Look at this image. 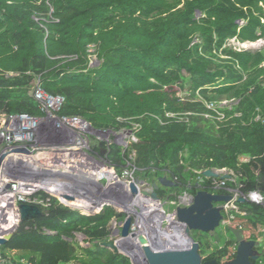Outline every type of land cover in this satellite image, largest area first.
<instances>
[{
  "label": "trees",
  "instance_id": "16d2710c",
  "mask_svg": "<svg viewBox=\"0 0 264 264\" xmlns=\"http://www.w3.org/2000/svg\"><path fill=\"white\" fill-rule=\"evenodd\" d=\"M234 40L264 41V0H0V115L43 118L39 88L63 100L59 117L132 131L136 142L103 143V156L119 175L132 162L141 174L176 180L172 202L196 194L189 186L206 170L227 171L230 188L264 196V48ZM50 199L0 247L8 264H131L99 246L118 217L112 207L86 216ZM0 204L12 211L8 199ZM237 207L226 220L264 253V204ZM227 234L231 242L213 253L203 242L205 261L233 259Z\"/></svg>",
  "mask_w": 264,
  "mask_h": 264
},
{
  "label": "water",
  "instance_id": "95a60500",
  "mask_svg": "<svg viewBox=\"0 0 264 264\" xmlns=\"http://www.w3.org/2000/svg\"><path fill=\"white\" fill-rule=\"evenodd\" d=\"M17 118H20V116ZM2 120L3 116L0 115V122ZM57 122L58 120L48 122L41 119L39 125L33 130L35 143L46 148L62 146L64 144L62 135L69 134L71 136L69 144H73L75 133L66 127L58 129ZM90 132L98 137H105L109 134L117 136L116 133L95 130L91 126ZM124 132L128 135L133 133L129 130ZM121 142L123 143L119 145L125 147V142ZM32 156V152L28 149H13L10 153H0V200L6 198L11 183L14 182L27 183L38 188H43L45 185L56 186L64 193L62 197H59L63 202L86 201L91 204L92 210L88 214L81 213L86 216L97 215L105 207L131 212L135 203L141 200L136 186L125 184V181L121 180L115 171V179L110 182L109 180L99 179L96 174L74 169L63 171L57 167L43 168L28 161L31 158L27 157ZM58 163L60 162L58 161ZM99 165V169L103 168L101 164ZM200 174L205 179L219 178L223 181L230 178V175L221 174L216 170H206ZM160 183L165 187L173 186L167 178L160 179ZM142 194L148 195L147 193ZM152 197L157 199L156 194H153ZM185 197L186 195L182 196L181 200ZM231 200V196L201 191L191 197L189 205L178 206L168 216L165 236L167 237L169 249L165 247L164 252H155L143 235L138 236L130 232L131 218H128L123 225L121 241L109 239L100 243L99 246L116 255L128 258L131 264H255L264 257L263 245L259 241L245 238L242 229L226 224L223 214L227 211L226 204ZM245 202L246 200L243 198L238 201L241 204ZM62 204H65V202ZM7 206L15 213L17 223L8 230L2 229L0 224V247L11 241L21 223L37 219L43 215L37 205L16 204L13 199H9ZM6 208L0 204V223L4 222ZM72 208L76 209L75 207ZM4 210L5 212H3ZM224 225L226 231L233 236L235 241V258L224 262H218L217 260L205 261L200 253L202 243L197 242L192 237L191 232L199 231L204 234H215L216 241H219L220 236L216 232ZM83 238L85 240V237ZM119 242L126 250L120 249ZM85 247H90V244H86Z\"/></svg>",
  "mask_w": 264,
  "mask_h": 264
},
{
  "label": "flooded vegetation",
  "instance_id": "af4514ba",
  "mask_svg": "<svg viewBox=\"0 0 264 264\" xmlns=\"http://www.w3.org/2000/svg\"><path fill=\"white\" fill-rule=\"evenodd\" d=\"M0 127H1V122H0ZM117 142H115L114 144L121 146L119 144H122V143L118 142L119 144H117ZM3 146H4V142L0 140V150L2 149ZM124 148L126 149L127 146L125 147L123 146V149ZM100 149H102V147ZM88 151L90 152L91 150L89 149ZM101 156L102 158L98 156L101 159V161L100 162L97 161V163L101 164L103 168L106 167L116 172L115 168L112 167L108 163L106 158L103 155ZM141 173H142V170H139L132 162L127 163L126 168L123 171L122 175H119L117 173L119 176H122L120 179L125 181V184L127 185L134 184L136 186L140 194L139 198L141 200L135 203V205L133 206V210L131 212H126L123 210L120 211V210H116L113 208L118 214V217L114 218L109 225V239H115L117 241H121L122 240L121 232H122L123 225L128 218H131L132 222H131L130 232L138 236L143 235L147 239V241L149 242V245L155 252H164L165 247L169 249L167 237L165 236V232H166L165 230H166L167 223H168V216L172 214L178 206L183 207V206L189 205L191 197L203 191V192H208L210 194H220L224 196H231L233 200L235 192L243 193L241 192L239 188L234 189L228 186V182L233 181L231 176L229 179L222 181L219 178L205 179L201 174H199L197 179H195V181L193 182V185L190 184L189 186L190 191L197 190L196 194L183 193L177 196V202H172L170 201V198L176 196V192H174V190L178 189V187L180 186V184L177 183L176 180L169 179L167 176H165V174L163 176L152 178L147 173H144V174H141ZM165 178L171 181L173 186L165 187V185L160 183V179H165ZM221 192H225V193H221ZM142 193H147L148 195L145 196ZM153 194L157 195V199H153L152 197ZM184 195H186V197L181 200V197ZM38 207L41 209L42 205ZM68 208L72 210H76V209H73L72 207H68ZM229 212H232V211L227 210L223 214L225 221H227L226 217ZM219 230L220 232L222 230L225 232V235L223 234L224 237H227L225 238V242H231L230 238L228 237L227 231H226V226L224 225ZM217 232L216 234H218ZM191 235L197 242L202 243L201 248L203 247V244H204L203 242L209 239V242L211 245L209 254L215 251V248H214V246L216 247L215 234L210 235V234H204L199 231H193L191 232ZM119 245H120V249H123V251L126 250L124 249L125 247L122 245V243L119 242ZM219 248H222V247H219ZM231 248H235L236 250V244L233 245Z\"/></svg>",
  "mask_w": 264,
  "mask_h": 264
},
{
  "label": "built area",
  "instance_id": "2783aa9c",
  "mask_svg": "<svg viewBox=\"0 0 264 264\" xmlns=\"http://www.w3.org/2000/svg\"><path fill=\"white\" fill-rule=\"evenodd\" d=\"M34 97L38 103L43 105V106L41 105V107H42V111H44L45 113V116L40 119H34L28 116H20V118L4 116L3 120L1 121V127H0V140L4 142V146L0 150V153L1 152L10 153L13 149H28L32 152V154L36 153L37 151L50 150V149H46V147H42L36 144L35 139L33 137V130L36 129V127L39 125L41 119H44L48 122H53L55 120H58L57 122L58 129H62L66 127L71 132L75 133L74 143L71 144L72 146L68 144L69 139H71V136L69 134H63L62 141L64 144L62 146L47 147V148H53L55 151H58L60 153L77 152L81 154L85 153V151H88L90 149L88 138L94 135L90 132V126L87 122H84L81 119H67L57 116V113L59 112L63 103V100L61 98L49 97L45 93H43L39 88L36 89ZM8 118L10 119L8 120ZM132 135L134 136L133 133ZM136 141L137 139L135 140V142ZM27 158H32V157H27ZM218 172L221 174H228L230 176L232 175L227 171H218ZM121 177L122 176H119V178ZM42 194H45L49 198L44 199ZM50 198L57 199L61 201V203L65 202L66 204V201L63 202V200L53 196L44 188H38L37 186L30 185L27 183H21V182L11 183L10 191L6 195V199H8V203H9V199H13V201L16 204H28V205H37V206L47 205L51 200ZM240 198L245 199L246 202H252L255 204H264V196L259 191L251 192L248 194L235 192L233 200L230 203L226 204V209L232 212L233 211L238 212L237 203ZM69 207L72 206L69 205ZM231 219H233V217H231ZM231 219H227L226 221L227 225L228 224L230 225ZM0 264H8L7 260L3 257L1 252H0Z\"/></svg>",
  "mask_w": 264,
  "mask_h": 264
},
{
  "label": "rangeland",
  "instance_id": "374dc122",
  "mask_svg": "<svg viewBox=\"0 0 264 264\" xmlns=\"http://www.w3.org/2000/svg\"><path fill=\"white\" fill-rule=\"evenodd\" d=\"M231 45L234 46V47H236V48H238V49L241 48V49H245V50H258V49L264 48V41L258 42L257 44L256 43H252V44H243V45L242 44L239 45V44H237L236 42L233 41V42H231ZM92 63H93L92 64L93 67H95V66L98 65V62L96 61V57H93ZM41 105L42 104H40V106ZM41 109H42V107H41ZM44 116H45V113H44ZM116 135L117 136H114L113 134H109V135H105V137H102V136L101 137H98V136L89 137L88 138V142H89V145L91 147L90 148L91 151L90 152L89 151H85V153H82V156L81 155H78L77 157H75L74 160L76 161L77 159L78 160L82 159V161H84V164H86V165H88L90 167H93V168H98V170L102 169V168L99 169L100 165H99V163H97V161L100 162L101 161L100 158H102L101 155H104L105 154V150L103 148V145H104L103 143H106V145L109 146L110 144H114L117 141L119 143H123L121 141H124L125 144H126V146H127V148H128L136 140L135 137L132 134L128 135L124 131L118 132V133H116ZM121 138H122V140H120ZM118 142H117V144H119ZM69 145L72 146L71 144H69ZM101 147H102V149H100ZM98 148L100 149V153L95 150V149H98ZM122 148H123V146H122ZM46 149H50V150H48V151H45V150H43V151H37L36 153L33 154L32 158L33 157L34 158H37V156H41V154L42 155H44V154L47 155L48 154V157L47 158L51 159L50 161H53L54 164L52 163L50 166H47V165H44L42 162H40L41 167L48 168V167H51V166H55V167H59L60 168L61 165H64L65 166V163H67V165L70 166L67 161L73 160L72 159V156H71V152H65V154L67 153V156H66L67 158H65L63 156L64 155L63 153H59L58 151H55L53 148H46ZM74 153H77V152H74ZM57 154H60V155L58 156ZM58 161L60 163H58ZM37 166H39V165H37ZM55 167H52V168H55ZM104 168H105L104 171H112L113 174H114V170H110V169H108L106 167H104ZM60 169L63 170V171H65L64 168H60ZM129 172H131V171H129ZM98 178L101 179V180H108L103 175L101 177H98ZM113 180H114V178L111 179V181H113ZM49 187H51L50 191H56L57 190V188H55V187H52V186H49ZM61 195L62 194H60V196ZM57 201L61 205H63V206L65 205V207L66 206L69 207L68 203L62 204L59 200H57ZM89 210H91V209H89ZM76 211H78V212H80L82 214H88V213H85V212L81 211L80 209H77ZM232 226L233 227H236V225H232ZM217 233L221 236V240L216 241V247L214 246L215 249H217L219 247H224L225 238H227V237H224L225 232L223 230L221 232H220V230H218ZM250 235H251L250 232H248V231L245 232V237L246 238H250L251 237ZM78 242L80 243L81 246L85 247L86 243H85V240H84V238L82 236H78ZM230 254H231V256L234 259L235 256H236V250H235V248H231Z\"/></svg>",
  "mask_w": 264,
  "mask_h": 264
},
{
  "label": "bare ground",
  "instance_id": "6f19581e",
  "mask_svg": "<svg viewBox=\"0 0 264 264\" xmlns=\"http://www.w3.org/2000/svg\"><path fill=\"white\" fill-rule=\"evenodd\" d=\"M257 44V43H256ZM254 46V45H253ZM60 153V152H59ZM64 155V157L65 158H67L66 156H67V153L65 154V153H63ZM58 156L60 155V154H57ZM78 155H81L82 156V154L81 153H74V152H71V156H72V159L73 160H69V161H67L68 163H69V165L70 166H68L67 165V163L65 164V166L64 165H61L60 166V168H64L66 171H71V170H77V171H83V172H87V173H90V174H96V176L97 177H101L102 175L103 176H105L110 182H112L111 181V179H115V176H114V174H113V172L112 171H104V169L105 168H102V169H100V170H98V168H93V167H90V166H88V165H86V164H84V161H82V159H80V160H74L75 159V157H77ZM44 156V157H43ZM48 157V154L47 155H42L41 154V156H37V158H31L30 160H28V161H31L30 163H33V164H37V165H39V166H41L40 165V162H42L44 165H47V166H50L52 163L54 164V162L53 161H50L51 159H49V158H47ZM57 159V158H56ZM51 167H55V166H51ZM56 168V167H55ZM57 168H59V167H57ZM114 181V180H113ZM52 187H55V188H57V190L56 191H48L50 194H52L53 196H55V197H61L64 193L58 188V187H56V186H52ZM47 191V190H46ZM60 194H62L61 196H60ZM184 201V200H183ZM186 202V201H185ZM66 203H68L67 201H66ZM80 204H81V206H83V207H85V208H87V209H90V208H88V206L86 207L85 205H84V201H80ZM92 210V209H91ZM2 221V220H1ZM17 223V220H16V215H15V213L13 212V210L8 214V215H6V217H5V219H4V222H1L0 224H1V227H2V229H5V230H8L9 228H11L12 226H14L15 224Z\"/></svg>",
  "mask_w": 264,
  "mask_h": 264
},
{
  "label": "crops",
  "instance_id": "0c3cea01",
  "mask_svg": "<svg viewBox=\"0 0 264 264\" xmlns=\"http://www.w3.org/2000/svg\"><path fill=\"white\" fill-rule=\"evenodd\" d=\"M10 256L14 257L15 256V253H12Z\"/></svg>",
  "mask_w": 264,
  "mask_h": 264
}]
</instances>
